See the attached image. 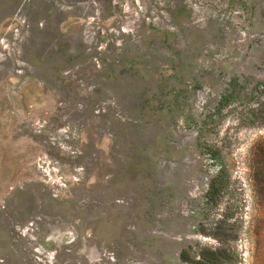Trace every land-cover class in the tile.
<instances>
[{"label": "rangeland", "instance_id": "obj_1", "mask_svg": "<svg viewBox=\"0 0 264 264\" xmlns=\"http://www.w3.org/2000/svg\"><path fill=\"white\" fill-rule=\"evenodd\" d=\"M205 248L264 264V0H0V264Z\"/></svg>", "mask_w": 264, "mask_h": 264}, {"label": "trees", "instance_id": "obj_2", "mask_svg": "<svg viewBox=\"0 0 264 264\" xmlns=\"http://www.w3.org/2000/svg\"><path fill=\"white\" fill-rule=\"evenodd\" d=\"M215 188L216 184L215 181H213L209 194L213 193L215 191ZM221 253V250L205 248L199 253L198 258L190 257L189 255H187L186 251H183L182 258L193 264H223Z\"/></svg>", "mask_w": 264, "mask_h": 264}]
</instances>
